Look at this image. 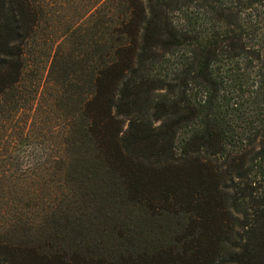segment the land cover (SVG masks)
<instances>
[{
	"label": "trees",
	"instance_id": "16d2710c",
	"mask_svg": "<svg viewBox=\"0 0 264 264\" xmlns=\"http://www.w3.org/2000/svg\"><path fill=\"white\" fill-rule=\"evenodd\" d=\"M106 2L84 34L75 29L62 42L48 43V83L58 87L56 103L64 102L66 145L75 155L70 158L89 163L87 170L102 165L126 191L129 173H140L137 182L146 184L145 163L166 169L194 158L192 171L213 174L238 214L240 231L225 256L238 264H264V0ZM45 12L39 0H0V102H15L26 75L38 91L39 60H32L28 47ZM106 26L110 33L104 36ZM119 117L128 120L122 136ZM77 168L72 165V172L80 173ZM130 184L134 206L145 200L153 212V202L168 200L164 189ZM206 185L212 187L208 179L200 186ZM178 210L195 223L188 209ZM6 213L4 201L0 218ZM11 218L0 222V264H101L66 249L61 216H51V227L38 233L29 226L18 231L17 217ZM199 233L184 234L179 250L199 249ZM186 237L192 241L184 243Z\"/></svg>",
	"mask_w": 264,
	"mask_h": 264
},
{
	"label": "rangeland",
	"instance_id": "374dc122",
	"mask_svg": "<svg viewBox=\"0 0 264 264\" xmlns=\"http://www.w3.org/2000/svg\"><path fill=\"white\" fill-rule=\"evenodd\" d=\"M106 1L39 0L46 16L35 29L34 42L28 50L32 60H39L43 83L34 92L35 84L26 75L24 87L15 91V102L10 105L5 100L0 102L4 108L0 112V206L5 201L8 211L0 222L6 224L14 215L17 218L13 225L18 231L29 226L38 233L40 228L51 227V216H61L65 220L61 236L66 249L76 250L81 256L86 252L101 264L104 261L107 264H205L211 259L219 260V264H238L225 256L224 251L226 245L236 242L232 239L240 231L236 222L238 214L229 206L226 189L213 174L202 177L192 171L194 158L171 163L166 169L164 165L145 163L146 184L137 182L140 173H129L127 191L102 165L87 170L89 163L79 165L80 162L71 159L75 155L74 149L69 150L66 145L70 134L64 102L56 103L53 95L58 87L48 83V53L52 42H62L72 30L84 34L85 25L97 17ZM112 15L113 12L109 14ZM103 30L104 36L109 35L108 26ZM34 66L31 63L30 68ZM117 120L121 136L125 135L127 118ZM72 165L81 174L72 172ZM128 170L129 167L127 173ZM162 170H166L164 175ZM175 176L181 177L179 183ZM198 177L203 178L202 183ZM207 179L212 187L200 186ZM87 181L96 183L95 188L90 189ZM130 182L150 191L164 189L169 193L168 200L153 202L156 206L153 212L145 208V200L134 206L130 202ZM113 183L121 189L117 190ZM194 187L199 188L195 191ZM194 191L193 201L190 198ZM177 195L181 197L173 198ZM182 208L190 211L195 223L188 224V217L177 212ZM229 228L234 229L231 232ZM196 230L200 231V248L194 246L192 252L179 250L183 248L179 241L184 234ZM191 241L192 237L184 239V243ZM73 242L77 245L70 249Z\"/></svg>",
	"mask_w": 264,
	"mask_h": 264
}]
</instances>
